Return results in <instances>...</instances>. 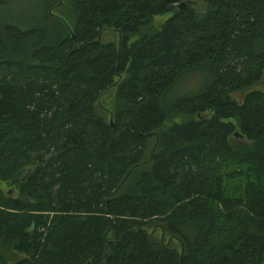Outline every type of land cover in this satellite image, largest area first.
<instances>
[{
	"label": "trees",
	"instance_id": "trees-1",
	"mask_svg": "<svg viewBox=\"0 0 264 264\" xmlns=\"http://www.w3.org/2000/svg\"><path fill=\"white\" fill-rule=\"evenodd\" d=\"M55 5L0 25V264H264V0Z\"/></svg>",
	"mask_w": 264,
	"mask_h": 264
},
{
	"label": "rangeland",
	"instance_id": "rangeland-1",
	"mask_svg": "<svg viewBox=\"0 0 264 264\" xmlns=\"http://www.w3.org/2000/svg\"><path fill=\"white\" fill-rule=\"evenodd\" d=\"M49 5V0H6L5 3L0 5V25H17L22 29H29L36 25L42 23L45 18V12ZM56 8L52 10V13L56 17L62 18L69 27L73 28V16L71 13L70 0H56ZM55 5V6H56ZM190 6L193 10L199 14H205L207 6L205 3L201 1H194ZM171 17H173V12L167 13L163 16L155 17L153 20L154 29H159L166 21H168ZM135 36L130 39V43H134L140 39V36ZM118 43L119 35L116 32H105L102 35V43ZM197 79V77H195ZM202 78V77H201ZM198 80V79H197ZM202 80V79H201ZM202 82V81H201ZM197 84H194V79H185L181 81L176 87L173 89L170 94L169 101L175 100L178 96L190 94L195 91ZM260 92L264 94V78L260 83L252 87L248 92H242L234 94L232 97L237 102H242L245 94L249 92ZM115 107V88L110 89L106 94H104L100 101L96 104L95 109L99 116L104 118L106 122L110 120V114L114 112ZM211 117L210 113H204L199 116L201 119H209ZM188 118L184 116H179L175 120L167 123L165 126V130H167L172 124L183 123L187 121ZM38 160L42 162L44 160V156H38ZM0 190L5 194H11L14 197H17L19 194V190L15 186H11L8 183L0 182ZM153 230H150L151 232ZM155 236L158 239L162 238V232L159 229H155ZM165 243L169 242V238H164ZM173 243L175 241H172ZM177 247V245H175Z\"/></svg>",
	"mask_w": 264,
	"mask_h": 264
},
{
	"label": "water",
	"instance_id": "water-1",
	"mask_svg": "<svg viewBox=\"0 0 264 264\" xmlns=\"http://www.w3.org/2000/svg\"><path fill=\"white\" fill-rule=\"evenodd\" d=\"M190 6V4L187 6V4H181L179 7H178V9L180 10V11H183V10H185L187 7H189Z\"/></svg>",
	"mask_w": 264,
	"mask_h": 264
}]
</instances>
